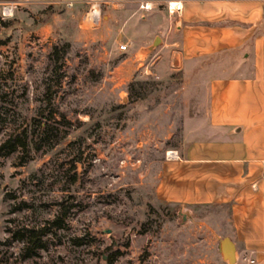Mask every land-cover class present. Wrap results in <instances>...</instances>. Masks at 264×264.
<instances>
[{"label":"rangeland","instance_id":"374dc122","mask_svg":"<svg viewBox=\"0 0 264 264\" xmlns=\"http://www.w3.org/2000/svg\"><path fill=\"white\" fill-rule=\"evenodd\" d=\"M60 1L0 0V143L20 122L41 119L49 52L69 44L49 120L56 143L0 152V264H107L116 249L122 253L112 264H221L225 208L177 206L155 193L200 89L194 68L201 64L175 63L176 13L105 0L99 22L86 25L87 4ZM156 35L155 49L137 54ZM139 92L145 98L133 101ZM67 205L61 226L43 235L44 248L27 255L13 232L47 226ZM243 253L235 264H245Z\"/></svg>","mask_w":264,"mask_h":264},{"label":"crops","instance_id":"0c3cea01","mask_svg":"<svg viewBox=\"0 0 264 264\" xmlns=\"http://www.w3.org/2000/svg\"><path fill=\"white\" fill-rule=\"evenodd\" d=\"M139 1L176 13L178 69L201 64L197 110L183 121L175 157L163 161L156 196L225 208L220 238L232 240L236 259L240 250L264 264V0Z\"/></svg>","mask_w":264,"mask_h":264},{"label":"trees","instance_id":"16d2710c","mask_svg":"<svg viewBox=\"0 0 264 264\" xmlns=\"http://www.w3.org/2000/svg\"><path fill=\"white\" fill-rule=\"evenodd\" d=\"M3 43V42H0ZM69 50V44L64 43H55L51 51L49 52V60L51 63V71L48 75V78L45 81L42 99L44 102V109H41L39 116L41 119L32 118L31 122L25 121L24 123L20 122L17 125V130L15 133L11 134L6 138L2 143H0V152L5 151L10 154L16 149L21 148L28 151L29 149L33 150H46L50 149L56 143L52 140L53 132L57 128L50 124L49 120L53 118V98L57 94L59 86L61 84V77L63 76L62 67L64 64V59ZM138 82L133 83L137 84ZM131 85V87H132ZM145 92H139L136 96H132V100H138L145 98ZM121 107V106H118ZM48 109V113L44 114V110ZM64 118V116H63ZM5 121V120H3ZM63 135L62 137H64ZM71 206L67 205L61 211V214L55 219L51 220L46 226H40L39 228H19L16 229L12 236L14 239L22 241L26 245L27 255H30V252H33L35 248H44L43 235L49 231V227L52 226H61V221L63 217L68 212ZM19 209V208H17ZM73 243L79 244V238H73ZM32 249V250H31ZM119 249L114 250L112 253L107 255V264H112L118 256L121 255Z\"/></svg>","mask_w":264,"mask_h":264},{"label":"built area","instance_id":"2783aa9c","mask_svg":"<svg viewBox=\"0 0 264 264\" xmlns=\"http://www.w3.org/2000/svg\"><path fill=\"white\" fill-rule=\"evenodd\" d=\"M107 1L105 0H61L60 3L63 4L65 7L67 8H71L73 7L75 4H79V3H84L88 5V8L86 9V11L83 13V19L82 21L87 25V23L94 25L96 23L99 22L100 19V6L102 3H106ZM144 6V5H142ZM146 6V5H145ZM170 6V4H169ZM147 7V6H146ZM11 6L10 5H6L4 7L5 10H11ZM145 8V7H144ZM181 5L178 3H175V6L173 8V11H178L180 10ZM121 49L125 50L126 49V45H121L120 46ZM168 157H175V154L170 151L168 154ZM239 258V256L237 257V259ZM236 259V261H237ZM245 264H256V261L254 258L250 257L248 254L243 253L241 255L240 258Z\"/></svg>","mask_w":264,"mask_h":264},{"label":"water","instance_id":"95a60500","mask_svg":"<svg viewBox=\"0 0 264 264\" xmlns=\"http://www.w3.org/2000/svg\"><path fill=\"white\" fill-rule=\"evenodd\" d=\"M159 40L160 37L156 36L154 41L150 45L139 48L137 54L145 56L147 53L152 52ZM217 250L221 254L222 258L228 262V264H235V245L229 237L225 236L218 241Z\"/></svg>","mask_w":264,"mask_h":264},{"label":"bare ground","instance_id":"6f19581e","mask_svg":"<svg viewBox=\"0 0 264 264\" xmlns=\"http://www.w3.org/2000/svg\"><path fill=\"white\" fill-rule=\"evenodd\" d=\"M171 6H172V7H174V6H175V4H172ZM174 154H175V153H174Z\"/></svg>","mask_w":264,"mask_h":264}]
</instances>
